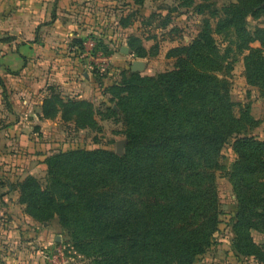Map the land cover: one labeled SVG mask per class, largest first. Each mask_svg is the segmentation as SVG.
<instances>
[{"label": "rangeland", "instance_id": "rangeland-1", "mask_svg": "<svg viewBox=\"0 0 264 264\" xmlns=\"http://www.w3.org/2000/svg\"><path fill=\"white\" fill-rule=\"evenodd\" d=\"M241 1L246 0H66L57 7L58 24H70L72 33L70 41L56 47V73L63 84L52 83L40 92L46 93L42 102L49 94L60 101L53 107L58 113L45 117L41 104L43 125L23 128L21 143L12 142L11 133L0 136V264H102L94 249H74L75 232L60 224L54 210H38L30 202L40 192L55 204L63 203L52 189L51 158L73 151L117 155L116 144L122 141V153L117 155L121 156L127 126L109 89L133 75L154 77L173 70L177 58L171 51L189 46L203 33L216 49L212 74L229 85L230 99L236 104L232 115L237 119L243 112L246 123L216 159L217 223L209 249L193 264H261L252 257L236 256L232 244L237 212L230 183L237 159L233 143L245 137L264 142V98L248 61L257 62L259 56L264 62V1L240 19ZM133 63L141 69L133 72ZM74 80L80 82L79 89ZM3 117L0 113V131ZM102 192H110L113 203L128 202L136 209L147 201L119 187ZM75 201L80 207L79 198L72 199L70 206L75 208ZM250 237L264 253V232L251 231Z\"/></svg>", "mask_w": 264, "mask_h": 264}, {"label": "trees", "instance_id": "trees-1", "mask_svg": "<svg viewBox=\"0 0 264 264\" xmlns=\"http://www.w3.org/2000/svg\"><path fill=\"white\" fill-rule=\"evenodd\" d=\"M263 1H241L238 17L253 13ZM215 50L211 38L200 34L189 46L171 51L177 58L173 70L133 75L109 89L127 126L121 156L73 151L50 159L52 189L63 203L36 192L30 205L54 210L60 224L75 232V250L94 249L102 264H193L209 249L218 217L216 159L246 123L243 112L237 119L232 115L236 104L229 85L212 74ZM256 59L248 60L249 71L264 98V62ZM60 104L49 94L43 115L52 118ZM233 148V252L264 264V253L250 237L251 231L264 232V142L238 138ZM110 186L147 201L140 209L113 203L110 192H102ZM74 198L80 207L76 201L75 208L70 206Z\"/></svg>", "mask_w": 264, "mask_h": 264}, {"label": "crops", "instance_id": "crops-1", "mask_svg": "<svg viewBox=\"0 0 264 264\" xmlns=\"http://www.w3.org/2000/svg\"><path fill=\"white\" fill-rule=\"evenodd\" d=\"M64 1L0 0V113L5 116L0 136L11 133L12 142L21 143L22 129L30 124L43 125L39 114L46 93L41 89L63 84L56 73V47L72 36L70 24L57 20ZM73 83L80 88V82Z\"/></svg>", "mask_w": 264, "mask_h": 264}, {"label": "water", "instance_id": "water-1", "mask_svg": "<svg viewBox=\"0 0 264 264\" xmlns=\"http://www.w3.org/2000/svg\"><path fill=\"white\" fill-rule=\"evenodd\" d=\"M262 6H264V3H263V5ZM125 52V49L124 48H122L121 49V53H124ZM141 69V66H140V64L139 63H133L132 65H131V70L134 72V71H138V70H140ZM123 144H124V142H118L117 144H116V154L117 155H119V154H121L122 153V146H123Z\"/></svg>", "mask_w": 264, "mask_h": 264}]
</instances>
